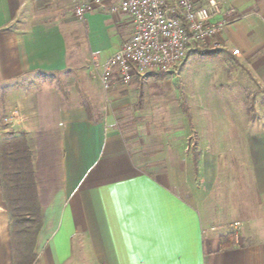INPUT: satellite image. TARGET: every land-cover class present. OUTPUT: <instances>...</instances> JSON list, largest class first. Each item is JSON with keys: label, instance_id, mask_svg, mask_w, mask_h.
Returning a JSON list of instances; mask_svg holds the SVG:
<instances>
[{"label": "crops", "instance_id": "0c3cea01", "mask_svg": "<svg viewBox=\"0 0 264 264\" xmlns=\"http://www.w3.org/2000/svg\"><path fill=\"white\" fill-rule=\"evenodd\" d=\"M217 1L225 19L244 18L252 29V19L264 24V0ZM73 4L0 0V139L21 132L31 154L41 218L36 242L43 245L38 264H264V125L235 129L230 144L237 153L229 158L242 167L217 172L213 187L204 173L200 187L183 193L168 175L140 169L110 113L92 116L76 92L50 82L79 66L100 76L132 35L127 16L109 13L111 1L81 20ZM218 39L225 47L219 51L264 92V59L250 63L251 43L243 50L229 47L223 32ZM137 80L116 86L108 100ZM142 113L139 107L134 116ZM192 166L197 176L198 161ZM233 223L241 225L238 245ZM10 240L0 189V264H12Z\"/></svg>", "mask_w": 264, "mask_h": 264}, {"label": "rangeland", "instance_id": "374dc122", "mask_svg": "<svg viewBox=\"0 0 264 264\" xmlns=\"http://www.w3.org/2000/svg\"><path fill=\"white\" fill-rule=\"evenodd\" d=\"M252 22L253 29L241 18L235 26L225 29L223 35L229 47L245 50L250 42V63L256 64L264 59V24L258 18ZM209 56L213 60H208ZM74 60L81 62L78 57ZM67 75L51 77L50 82L79 94L75 95L80 96L92 116L110 113L126 135L136 165L151 174L168 175L183 193H190V187L195 190L200 187L204 173L212 186L217 172L228 167L241 168L229 158L237 153L233 142L230 144L236 136L235 129L246 127L247 123L264 125V92L237 62L226 59L219 50L210 52L202 47L189 54L174 75H146L112 100L101 91L98 74L89 73L85 66L75 67ZM33 84L40 87L42 80L35 78ZM139 107L142 116H134ZM184 112L191 114L193 127ZM12 134L18 138L23 135L7 132L0 141ZM195 157L199 158L197 176L192 166ZM35 221L36 217L28 214L25 226L10 228L14 242H24V260L17 264H38L43 245L36 242L39 226ZM21 228L27 230L23 236L18 233Z\"/></svg>", "mask_w": 264, "mask_h": 264}, {"label": "built area", "instance_id": "2783aa9c", "mask_svg": "<svg viewBox=\"0 0 264 264\" xmlns=\"http://www.w3.org/2000/svg\"><path fill=\"white\" fill-rule=\"evenodd\" d=\"M111 1L110 14L127 16L132 35L105 63L99 76L105 94L116 86H128L146 75L172 76L187 56L207 47L224 50L219 36L240 18L225 19L217 0H74L73 15L81 20ZM233 15L230 10L227 16ZM221 19H217L220 18ZM238 57L239 50L230 52ZM240 224L231 225L233 242H240Z\"/></svg>", "mask_w": 264, "mask_h": 264}, {"label": "trees", "instance_id": "16d2710c", "mask_svg": "<svg viewBox=\"0 0 264 264\" xmlns=\"http://www.w3.org/2000/svg\"><path fill=\"white\" fill-rule=\"evenodd\" d=\"M207 58L212 59L211 56ZM184 113L190 120V114ZM197 161L198 158L195 157L193 159L195 170ZM0 189L10 228L25 226L28 214H32L36 217L35 224L40 229V207L34 182L32 159L24 134L22 138L12 134L9 139L0 141ZM26 231L21 228L18 233L23 236ZM10 237L12 264H17L23 259L24 242L15 243L12 230Z\"/></svg>", "mask_w": 264, "mask_h": 264}]
</instances>
